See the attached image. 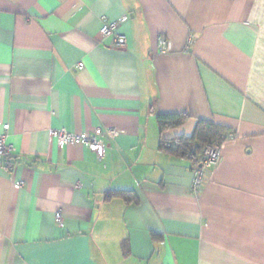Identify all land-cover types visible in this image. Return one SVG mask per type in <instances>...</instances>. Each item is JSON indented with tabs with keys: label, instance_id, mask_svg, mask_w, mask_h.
I'll use <instances>...</instances> for the list:
<instances>
[{
	"label": "crops",
	"instance_id": "0c3cea01",
	"mask_svg": "<svg viewBox=\"0 0 264 264\" xmlns=\"http://www.w3.org/2000/svg\"><path fill=\"white\" fill-rule=\"evenodd\" d=\"M174 114L191 120L166 140L225 130L199 192L197 168L159 150ZM6 124L0 264H264V0H0ZM60 129L117 135L99 163Z\"/></svg>",
	"mask_w": 264,
	"mask_h": 264
},
{
	"label": "built area",
	"instance_id": "2783aa9c",
	"mask_svg": "<svg viewBox=\"0 0 264 264\" xmlns=\"http://www.w3.org/2000/svg\"><path fill=\"white\" fill-rule=\"evenodd\" d=\"M119 23L109 22L107 19L103 20L100 29V35L103 38H113L115 44L119 48L127 46V40L124 36L118 34ZM192 41H190V44ZM158 50L160 53L167 54L170 52L169 42L163 36L158 38ZM83 68L79 65V69ZM3 134L0 135V166H2L4 158L11 152L12 147L8 144V133L10 126L8 124L3 127ZM53 138L57 139L60 145L67 144L73 146H83L87 148L96 157L97 162L102 163L107 152L106 139L114 140L116 138V131L110 129L104 132L98 129L94 135L76 134L66 129L55 130L51 132ZM222 157L221 143L216 142L208 147L203 152L202 166L195 170V178L192 184V191L199 192L204 186L206 180V173L217 167ZM57 223H62V216L60 213L56 216Z\"/></svg>",
	"mask_w": 264,
	"mask_h": 264
},
{
	"label": "trees",
	"instance_id": "16d2710c",
	"mask_svg": "<svg viewBox=\"0 0 264 264\" xmlns=\"http://www.w3.org/2000/svg\"><path fill=\"white\" fill-rule=\"evenodd\" d=\"M191 117L187 114L158 115L157 121L161 134L159 150L169 156L188 161L192 166L199 168L203 162V152L206 147L225 140V130L209 121L198 120L192 137L181 136L172 140H166L162 137L163 133L182 127ZM107 198H121L127 203H133L135 196L132 192H110ZM155 241L158 237L152 234ZM124 256L129 254V248L126 243L122 246Z\"/></svg>",
	"mask_w": 264,
	"mask_h": 264
}]
</instances>
